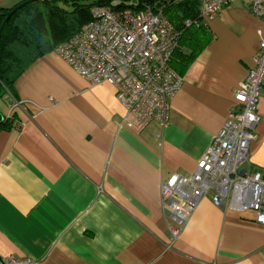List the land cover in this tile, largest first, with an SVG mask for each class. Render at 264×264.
Here are the masks:
<instances>
[{
  "label": "crops",
  "instance_id": "1",
  "mask_svg": "<svg viewBox=\"0 0 264 264\" xmlns=\"http://www.w3.org/2000/svg\"><path fill=\"white\" fill-rule=\"evenodd\" d=\"M23 0H0L11 9ZM183 73L166 125L123 123L108 83L93 84L54 49L0 86V258L35 264H264L254 213L202 198L170 239L160 184L193 173L253 66L264 18L234 0ZM242 171L264 175V85Z\"/></svg>",
  "mask_w": 264,
  "mask_h": 264
},
{
  "label": "built area",
  "instance_id": "2",
  "mask_svg": "<svg viewBox=\"0 0 264 264\" xmlns=\"http://www.w3.org/2000/svg\"><path fill=\"white\" fill-rule=\"evenodd\" d=\"M140 6H94L90 19L54 51L93 84L108 83L125 108L123 123L141 130L149 122L166 125L170 101L183 74L170 63L180 32L163 15L161 0H139ZM234 0H198L197 24L214 18ZM251 11L264 18V0H247ZM184 25H191L189 19ZM253 66L234 91L236 105L198 160L193 173L172 174L160 184L161 205L171 240L199 201L209 196L213 205L239 213L253 212L264 224V175L243 170L257 125V103L264 85V36L259 40ZM0 264H35L20 257H1Z\"/></svg>",
  "mask_w": 264,
  "mask_h": 264
},
{
  "label": "trees",
  "instance_id": "3",
  "mask_svg": "<svg viewBox=\"0 0 264 264\" xmlns=\"http://www.w3.org/2000/svg\"><path fill=\"white\" fill-rule=\"evenodd\" d=\"M94 6L137 8L140 1L132 6L124 2L113 3V0H34L12 13L0 35V86L10 89L17 74L33 59L75 34L89 21L90 9ZM159 7L180 32L170 63L183 74L212 39V33L207 24L196 22L199 20L198 0H161ZM11 9L0 8V25L4 13ZM186 19L191 25H184ZM5 120L0 116V125Z\"/></svg>",
  "mask_w": 264,
  "mask_h": 264
},
{
  "label": "water",
  "instance_id": "4",
  "mask_svg": "<svg viewBox=\"0 0 264 264\" xmlns=\"http://www.w3.org/2000/svg\"><path fill=\"white\" fill-rule=\"evenodd\" d=\"M34 0H24L23 2H21L20 4H18L17 6H15L14 8H12L10 11L4 13V20L2 22V24L0 25V35H1V31L3 29V26L5 25V23L7 22V20L9 19V17L12 15V13H14L18 8H20L22 5L31 2Z\"/></svg>",
  "mask_w": 264,
  "mask_h": 264
},
{
  "label": "rangeland",
  "instance_id": "5",
  "mask_svg": "<svg viewBox=\"0 0 264 264\" xmlns=\"http://www.w3.org/2000/svg\"><path fill=\"white\" fill-rule=\"evenodd\" d=\"M139 0H113V3H120L124 2L127 5L135 6L138 3Z\"/></svg>",
  "mask_w": 264,
  "mask_h": 264
}]
</instances>
